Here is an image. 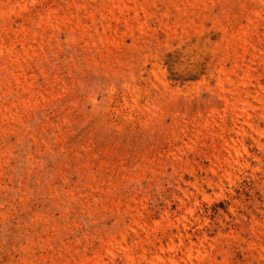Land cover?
Segmentation results:
<instances>
[{"label":"rangeland","instance_id":"374dc122","mask_svg":"<svg viewBox=\"0 0 264 264\" xmlns=\"http://www.w3.org/2000/svg\"><path fill=\"white\" fill-rule=\"evenodd\" d=\"M0 264H264V0H0Z\"/></svg>","mask_w":264,"mask_h":264}]
</instances>
